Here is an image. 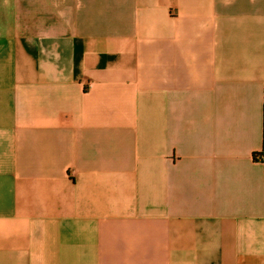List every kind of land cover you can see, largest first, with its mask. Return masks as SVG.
<instances>
[{
	"label": "crops",
	"instance_id": "obj_1",
	"mask_svg": "<svg viewBox=\"0 0 264 264\" xmlns=\"http://www.w3.org/2000/svg\"><path fill=\"white\" fill-rule=\"evenodd\" d=\"M0 264H264V0H0Z\"/></svg>",
	"mask_w": 264,
	"mask_h": 264
},
{
	"label": "trees",
	"instance_id": "obj_2",
	"mask_svg": "<svg viewBox=\"0 0 264 264\" xmlns=\"http://www.w3.org/2000/svg\"><path fill=\"white\" fill-rule=\"evenodd\" d=\"M257 155H255L254 157H256Z\"/></svg>",
	"mask_w": 264,
	"mask_h": 264
}]
</instances>
